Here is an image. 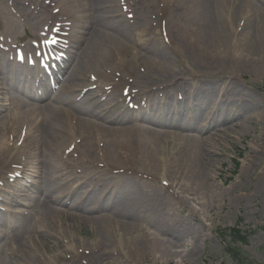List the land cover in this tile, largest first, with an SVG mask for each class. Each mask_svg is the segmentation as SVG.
Segmentation results:
<instances>
[{
	"label": "bare ground",
	"instance_id": "bare-ground-1",
	"mask_svg": "<svg viewBox=\"0 0 264 264\" xmlns=\"http://www.w3.org/2000/svg\"><path fill=\"white\" fill-rule=\"evenodd\" d=\"M9 1L18 16L11 13ZM38 1L58 8L57 17L73 22L71 38L79 45L73 46V56L68 53L55 83L41 78L47 95H42V106L37 105L38 83H32L31 93L19 87L33 74L27 72L21 81L14 70L16 78H11L17 65L0 55V176L5 175L0 181L10 189L14 180L6 176L18 171L25 177L23 183L31 185L22 189L21 184L18 191L34 189L27 197L30 218L22 220L13 235L0 231V264H158L152 253L158 240L148 228L169 240L166 247L179 246L188 231L166 226L161 213L171 217L169 204L186 210L175 184L178 180H185L189 189L211 186L209 172L216 163L217 146L224 141L219 133H227L221 125L216 129L215 115L203 113L201 105L234 117L228 120L230 125L241 121L243 131L263 122L255 109L250 111L259 105V98L244 90L235 73L264 69V0H257L258 5L254 0H129L136 23L129 27L121 17L118 29L108 14H121V0ZM38 1L0 0L7 37L39 35L38 28L53 16ZM101 21L99 31H93L91 26ZM167 31L171 46L162 41ZM185 56L199 70L192 78L199 93L187 94L201 104L194 108L174 99L175 91H184L178 90L180 77L189 71L185 63L181 74L173 67L181 66ZM7 67L11 81H17L5 92L1 74ZM120 73L122 84L126 77L134 79V88L135 82L140 84L138 100H161V106L183 108L199 118L192 122L183 112L167 110L155 119L148 109L138 119L123 117L117 122L115 115L122 107L113 105L118 99L116 88L101 104L100 94L88 88L87 77L94 74L109 81ZM28 94L36 104L27 102ZM203 122L214 128H199ZM23 127L30 130L26 159L15 155V140ZM188 128L200 137L186 135ZM20 167L22 171L15 169ZM12 197V205H23L20 196ZM64 201L73 202L69 211L62 209ZM4 220L0 217V226ZM80 223L96 234L91 246L72 236L73 225Z\"/></svg>",
	"mask_w": 264,
	"mask_h": 264
},
{
	"label": "rangeland",
	"instance_id": "rangeland-1",
	"mask_svg": "<svg viewBox=\"0 0 264 264\" xmlns=\"http://www.w3.org/2000/svg\"><path fill=\"white\" fill-rule=\"evenodd\" d=\"M254 4L258 5L259 2L254 0ZM25 5H27V3ZM130 12L133 13V10L130 9ZM102 22L103 21L94 24L92 26L94 28L93 30H98ZM0 30L3 31L2 28ZM138 39V34L133 35L134 44H132V51L135 50L136 41ZM162 39L165 45L171 46L168 31L166 37ZM17 44L23 45L22 42H17ZM242 47L244 48L243 45ZM1 53L5 55L3 58L11 57L10 54H6L3 50H1ZM184 58L186 61H182L180 63L181 66L177 63L173 67L174 71L181 74L182 65L185 62L186 64H184V67L189 71L186 76L180 77L181 87H179L178 90H185L188 93L190 92L198 95L199 92L192 82V78H195L199 72L194 65L196 62H193L191 59L187 60L186 56ZM14 70L15 69L12 70V75H10L13 79L16 78L14 76ZM140 70L141 74H144L145 70ZM7 71H9L8 67L6 71L1 74L3 83L2 88L5 89V92L6 90H11L12 86L15 85L17 81H11ZM18 72L20 75L19 80H21L25 70L23 67H19ZM242 72L243 73H235L237 74L236 81L243 86L248 94H252V96H257L259 98V105L255 108H250V111L255 109V112L263 117V122L261 125H254L251 131H243L241 121L238 120L235 125H230V123H227L228 120L231 121L235 118L232 116L223 117L222 110L217 111L216 109V115L219 116L215 118L227 133L223 134L218 132L221 137H223L224 141L221 142L223 143L222 146H217L216 163L209 172L208 179L211 186L203 189H189L185 180L182 179L175 182L176 186L179 187V192L184 200V204H186V210L179 206L169 204L168 208L171 210V217H168L165 213H161V216L166 226L185 230L188 231V233L183 237L179 246L173 248L166 247L170 246L167 238H164L155 229L148 228L147 231L154 239L158 240L155 246L152 245V253L158 258V264H235L229 258H226L225 246L219 239V236L221 234H227L224 232L233 229L237 225L240 226L245 234L249 235V244L243 247L246 256L253 264H264V69L259 67H256V69L248 68L246 72L245 70ZM90 75L92 74H89L88 78ZM121 76L122 73L114 77V79L120 82ZM91 77L94 78V76ZM89 84H92V82L89 81ZM138 86H140V84H138ZM19 87L28 92L27 89L29 88V84L23 82ZM124 87V85H120L119 87L123 103ZM224 91L226 92L227 90ZM218 93H220V91H218L217 94ZM242 100L244 101L246 99ZM239 103H241V101H239ZM194 104L196 106L201 105L196 99ZM201 108L206 115H215L214 108L211 111L209 107L204 105H201ZM220 108L222 109L221 106ZM159 111L160 109L152 112L151 117L159 119ZM118 115L119 113L115 116ZM196 136L198 137V135ZM19 137L20 133L18 134V138ZM25 144V142L20 144L18 149L20 153ZM27 150L28 149H25V151ZM25 151H23V153H25ZM2 176H4V174L0 177ZM24 188L23 186L22 189ZM30 190L20 193L19 201L20 204H24V206L7 205L5 199L2 198L4 203L1 207L5 210L4 213L7 214L6 221L12 223L11 226L7 225V227H2L3 233L8 234L9 231L12 233L14 232V223L17 221V218L10 216V212L28 211L26 206L28 205L27 197L31 194ZM18 218L21 219L22 216L18 215ZM76 226L78 227L76 228ZM80 226L81 223L73 225L74 230H71L72 236L77 240V243L83 241L87 246H91L96 241V234L93 229ZM8 227L10 229H8ZM65 239L68 240L69 238ZM162 240L166 243H163ZM167 249L170 250V252H167Z\"/></svg>",
	"mask_w": 264,
	"mask_h": 264
},
{
	"label": "trees",
	"instance_id": "trees-1",
	"mask_svg": "<svg viewBox=\"0 0 264 264\" xmlns=\"http://www.w3.org/2000/svg\"><path fill=\"white\" fill-rule=\"evenodd\" d=\"M233 243L236 244H248V236H244L241 231H234L231 236ZM230 258H233L238 262V264H253L252 261L242 252L239 248H233L230 251Z\"/></svg>",
	"mask_w": 264,
	"mask_h": 264
}]
</instances>
